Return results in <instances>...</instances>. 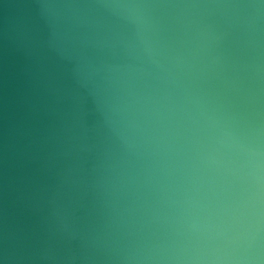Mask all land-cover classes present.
Returning a JSON list of instances; mask_svg holds the SVG:
<instances>
[{"label":"water","instance_id":"95a60500","mask_svg":"<svg viewBox=\"0 0 264 264\" xmlns=\"http://www.w3.org/2000/svg\"><path fill=\"white\" fill-rule=\"evenodd\" d=\"M0 264H264V0H0Z\"/></svg>","mask_w":264,"mask_h":264}]
</instances>
